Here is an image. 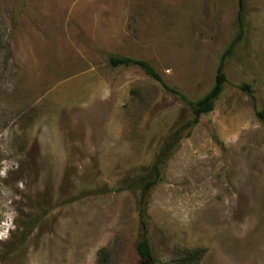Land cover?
I'll use <instances>...</instances> for the list:
<instances>
[{
    "label": "rangeland",
    "instance_id": "1",
    "mask_svg": "<svg viewBox=\"0 0 264 264\" xmlns=\"http://www.w3.org/2000/svg\"><path fill=\"white\" fill-rule=\"evenodd\" d=\"M238 12L222 93L161 169L142 228L140 178L191 115L109 58L197 100ZM262 108L264 0H0V264H264Z\"/></svg>",
    "mask_w": 264,
    "mask_h": 264
},
{
    "label": "trees",
    "instance_id": "2",
    "mask_svg": "<svg viewBox=\"0 0 264 264\" xmlns=\"http://www.w3.org/2000/svg\"><path fill=\"white\" fill-rule=\"evenodd\" d=\"M237 27L238 33L234 40L230 43L228 48L223 52L220 57L218 67L216 69L214 83L211 89L201 98L197 100H191L187 98L182 92L174 88L168 87L162 80L161 76L152 68L150 64L143 60L132 59L129 57H110L109 64L112 67L117 66H135L140 68L150 79L160 84V86L170 94L177 97L182 101L190 111L191 119L187 122L180 124L178 127L173 129L165 144L160 148L158 153L155 156L153 163L150 168L145 172V174L140 178L142 185L140 188L139 201H138V217L139 223L142 228H145V218L147 216V205L149 191L158 181L161 169L165 165L168 158L172 155L174 149L177 146V143L183 136H189L190 131L195 127L202 116H205L213 111L214 104L222 93L224 84L226 82V76L223 70L224 61L228 54L231 52L235 43L240 39L243 32V17L242 13L238 12L237 17ZM243 88L248 89V86L244 85ZM255 117L257 120L264 125V108L259 111H255ZM186 133H183L185 132ZM123 188L131 190L132 186L126 183H123ZM135 252L140 259L151 260V249L148 243V240L144 236H140L135 245ZM199 252L195 251L187 259L195 258L198 256Z\"/></svg>",
    "mask_w": 264,
    "mask_h": 264
},
{
    "label": "crops",
    "instance_id": "3",
    "mask_svg": "<svg viewBox=\"0 0 264 264\" xmlns=\"http://www.w3.org/2000/svg\"><path fill=\"white\" fill-rule=\"evenodd\" d=\"M98 100H100V101H101L102 99H101V98H98Z\"/></svg>",
    "mask_w": 264,
    "mask_h": 264
}]
</instances>
